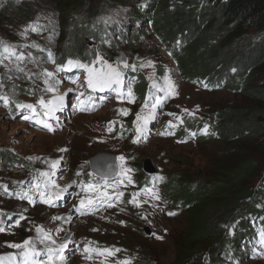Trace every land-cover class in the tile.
I'll return each mask as SVG.
<instances>
[{"label":"rangeland","instance_id":"374dc122","mask_svg":"<svg viewBox=\"0 0 264 264\" xmlns=\"http://www.w3.org/2000/svg\"><path fill=\"white\" fill-rule=\"evenodd\" d=\"M8 1L23 4L25 16L17 17L9 8L3 14L0 11V40L11 50L4 52L0 46V98L6 97L0 99V228L4 229L0 231V256L6 258L4 264H9L7 257L18 258L20 252L8 245H22L25 240L41 252L47 248L59 250L64 245V259L56 264L175 263V240L186 229L183 210L162 198L150 199L154 194L164 197V193L161 186H149L150 181L144 183V179L148 176L166 180L183 174L194 183L202 181L221 144L217 139L199 142L192 136L177 139L169 128L177 126L184 117L199 122L200 130L208 128V114L230 99L229 94L202 90L184 81L166 57L162 73L157 72L153 52L157 43L149 31L135 42L115 36L114 40L109 39L112 43L97 45L89 41L88 49L84 46L93 51L89 66L97 70H107V65L117 68L113 58L119 50L123 51L128 67L124 66L122 80L130 74L131 80L133 75L141 76L144 93L140 95L131 89L129 97L131 87L127 83L120 92L108 88L94 91L88 87L85 68L70 66L65 61L58 63L66 42L62 37L65 22L57 1ZM145 1L84 0L78 6L79 15L74 14L66 25L73 26V22L81 20H111L119 30L130 20L132 2ZM131 28H127L128 32ZM161 55L165 56L163 52ZM73 59L79 62L76 57ZM46 72L52 76L48 77ZM166 77L174 84L176 94L168 95L155 109V118L138 132L142 122L137 121V114L147 116L154 97L164 96L158 88L165 86ZM153 84L158 88H153ZM49 87L55 91H48ZM58 96L63 97L62 103L45 115L47 109L39 101L55 103ZM146 103L149 108L144 107ZM18 105H33V109ZM38 121L49 124L51 130ZM161 126L167 129L162 130ZM102 152L116 158L118 172L110 179H101L91 171L90 158ZM146 162L155 172L148 174L143 170ZM46 179L60 186L47 190L53 193L51 205L43 203L38 192L30 191L36 184L43 189ZM262 179L264 167L252 185L258 189ZM105 191L107 197L101 196ZM24 192L33 195L36 202L21 200L19 196ZM81 199L85 200L83 206ZM89 200L93 203L89 204ZM144 227L151 232L146 234ZM38 228L43 232H38ZM44 234L51 235L55 243L44 239ZM227 234L224 246H230L237 237L231 229ZM239 242L233 261L222 256L225 249L206 241L193 257L177 264H264V242L260 238L259 243L257 239ZM40 259L47 264V256Z\"/></svg>","mask_w":264,"mask_h":264},{"label":"trees","instance_id":"16d2710c","mask_svg":"<svg viewBox=\"0 0 264 264\" xmlns=\"http://www.w3.org/2000/svg\"><path fill=\"white\" fill-rule=\"evenodd\" d=\"M56 1L65 22L62 37L66 42L58 63L76 57L90 65L94 55L87 50L89 43H112L109 39L115 36L135 42L149 31L157 43L153 50L157 72L162 73L166 57L184 81L230 96L212 108L208 128L200 130L199 122L189 117L169 128L177 139L192 136L199 142L217 139L221 144L202 181L194 183L183 174L166 180L145 176L144 183L150 181L149 186L163 190L164 197H154L183 210L186 229L175 240L177 258L172 264L193 257L206 241L225 249L222 256L231 261L237 257L239 241L258 242L260 238L264 242V180L258 182V189L252 185L264 167V0H146L138 4L135 0L129 10L130 20L119 30L111 20L66 25L74 14L79 15L78 6L84 0ZM0 5L1 14L9 8L17 17L25 16L23 4L6 0ZM128 27H132L131 32ZM130 77H123L122 88L127 83L134 93L142 95L143 78ZM154 197L149 198L156 200ZM229 229L237 237L230 246H224Z\"/></svg>","mask_w":264,"mask_h":264},{"label":"snow or ice","instance_id":"6c2138e0","mask_svg":"<svg viewBox=\"0 0 264 264\" xmlns=\"http://www.w3.org/2000/svg\"><path fill=\"white\" fill-rule=\"evenodd\" d=\"M0 46L3 47L4 52H10V48L7 44H5L4 41L0 40ZM18 59H23V57H18ZM102 59V58H98ZM107 62H105L106 64ZM68 65L70 66H75V67H80V68H85L88 72V77H87V84L88 87L93 88L94 90L96 88H99L101 91H103L105 88L111 89L113 91L120 92L121 86L123 84L122 80V73L118 68H114L112 65H107V70L100 69L97 70L94 67H91L89 65L82 64L78 61L74 62L72 60L68 61ZM125 67H128L127 64H125ZM135 67V66H132ZM22 70V69H21ZM46 75L48 77L52 76V73L46 72ZM47 83V81H45ZM115 85V87H113ZM153 88H158L156 84H153ZM48 91H55V88L49 87L47 89ZM160 92L164 93V96H156L154 97L155 102L151 104L148 115L144 116L140 113L137 114V121H141L142 123L138 126L137 131L141 132L143 131V128L146 127L148 120L155 118V109L157 108L158 105L163 103L164 99L168 97L170 94H176L175 93V86L171 82L169 78H165V86L162 88H158ZM128 96L131 97L132 92L131 88L128 89ZM0 99H6L5 98H0ZM55 103L53 101H47L45 102L44 100L39 101L44 107L47 109V112L45 115L48 114V112H52L55 110L56 107L59 106L60 103L63 101L62 96L55 97ZM20 108H29L33 109V105H18ZM145 108H149V105L146 103L144 105ZM187 111V110H185ZM124 114H127L126 112ZM24 119H29V117H24ZM38 123H43L44 127L48 128L51 130V126L47 124L46 122L43 121H38ZM136 142V141H134ZM121 160H123V157H120ZM53 167H55V164H53ZM41 176L47 177V173H41ZM59 185L55 183L54 180H51L49 182L48 179L45 180L43 189L41 188V185L36 184L32 187L30 191L33 193L38 192L39 197L41 198V201L45 204L51 205L53 203V193L50 191H47L48 189L55 188L59 189ZM95 191V189H92ZM61 191H66V189H61ZM47 194L48 198H45ZM107 192H101V196L107 197ZM122 195V194H121ZM19 198L21 200H27L29 203L34 204L36 201L34 199L33 195H30L29 192H24L22 193ZM56 198H58V194L56 195ZM155 199H159V196H155ZM132 203H136L135 200L131 201ZM89 204H92L93 201L89 200ZM81 206L85 204V200L81 199L80 201ZM79 210V209H78ZM169 215H175V213H169ZM23 219V217H21ZM55 219H60L59 217H56ZM3 228H0V231H3ZM38 232H43L42 228L37 229ZM152 235H156L155 233H152ZM157 239H163V237L157 236ZM44 239L50 240L53 244L55 243L54 240H52L51 235L49 234H44ZM43 243V240L41 241ZM12 248L19 249L20 252L18 253V258L16 256H9L7 257V260L9 261V264H45V261L43 259H40V257L47 256V264H56L57 260H63L64 257L61 255L63 248L65 247L64 245H61V248L59 250H54L52 248H47L46 251L41 252L35 248V246L31 243L30 240H25L23 244H10L8 245ZM5 257L0 256V264H4L5 262Z\"/></svg>","mask_w":264,"mask_h":264},{"label":"water","instance_id":"95a60500","mask_svg":"<svg viewBox=\"0 0 264 264\" xmlns=\"http://www.w3.org/2000/svg\"><path fill=\"white\" fill-rule=\"evenodd\" d=\"M113 60L117 68L120 70V72L124 73L125 72L124 66L127 61L124 52L119 50L117 54L114 56ZM90 162L92 164L91 171L93 172V174H95L101 179L102 178L110 179L114 177L118 172L116 158L112 153L102 152L96 154L90 158ZM143 170L148 174H152L153 172H155L152 166L149 165V162L143 164ZM144 231L146 234H149L151 232L149 227H144Z\"/></svg>","mask_w":264,"mask_h":264},{"label":"bare ground","instance_id":"6f19581e","mask_svg":"<svg viewBox=\"0 0 264 264\" xmlns=\"http://www.w3.org/2000/svg\"><path fill=\"white\" fill-rule=\"evenodd\" d=\"M98 140V139H97Z\"/></svg>","mask_w":264,"mask_h":264}]
</instances>
